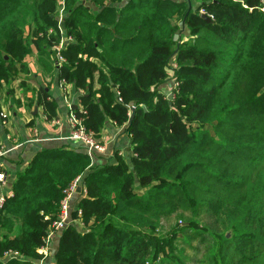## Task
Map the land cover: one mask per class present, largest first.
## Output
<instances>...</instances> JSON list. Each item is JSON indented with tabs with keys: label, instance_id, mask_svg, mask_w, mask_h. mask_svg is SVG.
<instances>
[{
	"label": "trees",
	"instance_id": "trees-1",
	"mask_svg": "<svg viewBox=\"0 0 264 264\" xmlns=\"http://www.w3.org/2000/svg\"><path fill=\"white\" fill-rule=\"evenodd\" d=\"M190 1L188 12V0H90L96 11L82 0H0V99L31 73L36 49L46 73L58 68L83 91L72 112L87 129L127 125L133 152L96 168L84 150L38 151L0 206V264L41 259L65 190L82 176L70 218L89 230L64 228L54 264H187L185 248L175 253L155 231L173 212H189L185 226L209 239L201 261L264 264V2ZM170 81L172 99L162 91ZM37 96L55 118L47 89Z\"/></svg>",
	"mask_w": 264,
	"mask_h": 264
},
{
	"label": "crops",
	"instance_id": "crops-1",
	"mask_svg": "<svg viewBox=\"0 0 264 264\" xmlns=\"http://www.w3.org/2000/svg\"><path fill=\"white\" fill-rule=\"evenodd\" d=\"M83 2H87L93 10H98L90 3V0ZM38 56L35 49L27 59L31 73L16 76L9 84L4 85L1 94L0 143L6 151L0 161L6 174V180L3 184L0 183V196L11 194L18 172L25 168L38 151L43 149L84 150L82 145L68 139V118L73 111V106L82 108L80 95L83 91L78 90L74 84L60 81L58 68L52 73H46L39 63ZM173 83L170 81L165 86L168 85L169 89L173 87ZM39 87H45L50 93V99L58 104L56 117L53 119H48L42 107L37 104ZM126 128L127 125L118 126L111 120L106 122L105 127L97 136L105 143L106 150L97 153L92 158L93 167L98 168L106 163H116L118 156L130 161L133 152L131 137L126 133ZM83 178L84 176L80 177L81 190L77 189L71 198L70 214L76 211L74 208L85 191L83 190ZM70 217V223L80 228V221H77L76 217ZM62 232L63 230L57 231L49 243L46 259L48 264H54L53 260Z\"/></svg>",
	"mask_w": 264,
	"mask_h": 264
},
{
	"label": "built area",
	"instance_id": "built-area-1",
	"mask_svg": "<svg viewBox=\"0 0 264 264\" xmlns=\"http://www.w3.org/2000/svg\"><path fill=\"white\" fill-rule=\"evenodd\" d=\"M64 8L61 6L60 8V20L63 19ZM65 13V12H64ZM66 14V13H65ZM62 25V23L60 24ZM63 46V43L56 45V49H60ZM56 122V121H55ZM68 126H69V136L68 139L71 141H75L78 144L84 147L85 153L90 156V158H94L97 153H102L106 150L105 143L98 139V137L90 130L87 129L84 124L82 118L78 117L75 113L71 112L68 118ZM4 146L0 143V160L1 157L5 154ZM6 180V174L1 167L0 161V183L3 184ZM80 177H77L71 185L65 190V196L60 202L59 210L56 214V218L52 221L50 230L46 237L44 238L43 244L39 248V253L41 255V259L37 261L36 264H48L47 256H48V246L53 237V235L59 231L63 230L70 224V210H71V198L79 188ZM6 195L0 196V206L3 204ZM80 215V210L78 211ZM8 258L11 256H18L17 252L8 253L6 255Z\"/></svg>",
	"mask_w": 264,
	"mask_h": 264
},
{
	"label": "rangeland",
	"instance_id": "rangeland-1",
	"mask_svg": "<svg viewBox=\"0 0 264 264\" xmlns=\"http://www.w3.org/2000/svg\"><path fill=\"white\" fill-rule=\"evenodd\" d=\"M84 1V0H82ZM196 1L194 2V4ZM61 8V6H60ZM60 10H59V24L63 23V19L60 20ZM65 16V13L63 12V17ZM187 34V33H186ZM171 64H173V61H171ZM176 82L173 83V87L168 89V85H164L162 87V91L165 92L166 96L169 99H172L173 97V88L176 86ZM137 192L139 194L144 193L142 189H138ZM189 212H173L168 215H163L160 219V222L155 229L156 234H167L169 235L174 242L172 244L174 245V252L178 253L179 249L185 248L184 255L186 256L185 261L187 264H208V261H201L205 258V254L207 253V242H209V239H207L204 243L202 240L201 234H196L195 232H198V230L193 231L192 229H188L187 226V217H189ZM201 224L207 225L211 227V230H220L221 226L219 223H216L214 219H210L207 217H201ZM81 226L80 228L83 230H89V225L87 228L84 227L83 223L80 222ZM90 224V223H89ZM209 230V229H208ZM210 230V231H211ZM208 234V233H207ZM205 235V233H203ZM263 248L264 246H258L257 249ZM167 253H171L170 249H167ZM149 261L146 264H170L169 261H165L163 259L158 258L155 262L152 259V256H148Z\"/></svg>",
	"mask_w": 264,
	"mask_h": 264
},
{
	"label": "water",
	"instance_id": "water-1",
	"mask_svg": "<svg viewBox=\"0 0 264 264\" xmlns=\"http://www.w3.org/2000/svg\"><path fill=\"white\" fill-rule=\"evenodd\" d=\"M188 1H189V9H188V12H189V11L192 9V3H191L190 0H188ZM202 16H203L207 21H212V18H211L209 15H207V14H203ZM76 108H77L76 105L73 106V109H76ZM134 111H135V108L132 107V113H131V115H130L129 123H130V122L132 121V119H133ZM78 190H81V187H79Z\"/></svg>",
	"mask_w": 264,
	"mask_h": 264
}]
</instances>
